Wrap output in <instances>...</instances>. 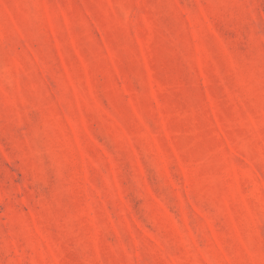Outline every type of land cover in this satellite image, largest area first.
<instances>
[{"label": "rangeland", "instance_id": "rangeland-1", "mask_svg": "<svg viewBox=\"0 0 264 264\" xmlns=\"http://www.w3.org/2000/svg\"><path fill=\"white\" fill-rule=\"evenodd\" d=\"M0 264H264V0H0Z\"/></svg>", "mask_w": 264, "mask_h": 264}]
</instances>
